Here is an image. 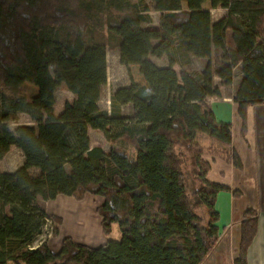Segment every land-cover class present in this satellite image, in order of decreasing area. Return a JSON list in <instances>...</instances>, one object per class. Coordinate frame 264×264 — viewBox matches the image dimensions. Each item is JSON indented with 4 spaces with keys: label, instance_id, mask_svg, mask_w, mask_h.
Wrapping results in <instances>:
<instances>
[{
    "label": "trees",
    "instance_id": "obj_1",
    "mask_svg": "<svg viewBox=\"0 0 264 264\" xmlns=\"http://www.w3.org/2000/svg\"><path fill=\"white\" fill-rule=\"evenodd\" d=\"M150 1L161 16L157 26L143 28L152 24L144 0H0V160L12 146L24 157L13 178L0 171V264H202L214 248L216 198L230 188L208 180L211 164L194 136L212 133L205 99L220 95L214 76L229 86L241 67L233 101L242 134L248 107L264 103V0H186V10L181 0ZM207 2L225 10L215 23L203 8ZM176 42L188 58L209 59L218 49L223 64L212 75L184 74L182 83L196 86L184 90L173 69ZM108 52L118 53L124 67L138 66L154 90L135 89L141 104L134 118L122 114L129 93L124 87L110 94L109 113L98 108ZM163 57L166 68L151 61ZM62 84L75 99L55 118ZM27 85L37 89L32 98ZM19 114L36 128L12 131L8 125ZM88 128L103 134L108 152L90 147ZM224 153L242 169L235 151ZM87 194L103 199L97 209L103 233L116 224L120 240L90 247L65 237L57 252L47 242L34 248L48 219L62 223L37 197L81 201ZM257 222L255 210L244 212L233 264H247Z\"/></svg>",
    "mask_w": 264,
    "mask_h": 264
},
{
    "label": "crops",
    "instance_id": "obj_2",
    "mask_svg": "<svg viewBox=\"0 0 264 264\" xmlns=\"http://www.w3.org/2000/svg\"><path fill=\"white\" fill-rule=\"evenodd\" d=\"M214 10H221L222 13H225V10L223 9ZM224 15L222 14L220 19ZM142 27L145 28L144 26ZM213 54H219V59L222 57V53H220L218 49L212 50L211 57H213ZM115 55L117 56L118 60V65L114 62L115 68H124L127 71H132L133 68L137 69V77L135 79L137 82L136 86H138V88L145 87L147 92L154 93V90L146 84L143 77L139 74L138 66L132 65L129 67H124L119 62V54L116 53ZM209 59H198L193 56H189L188 65L184 66L182 70L179 68L181 73H179L176 68L178 65H174L173 69L178 76V85L184 90L188 91L194 90L196 88V86L193 84H184L181 81V77L184 74L189 73V71L214 74L215 68L213 69V72H211V68L207 64ZM158 60L162 61V65L157 64ZM151 61L158 68L168 67V60L165 57L161 59L151 58ZM108 68L109 63L107 53V74ZM132 78H134V76H132ZM241 79L242 74L240 66L235 68L233 81L229 86H222L220 80L215 76L213 77V85L219 89L220 95L218 97L212 96L205 99V103L211 108L213 112L212 133L210 135L206 132H197L194 136V140H196L205 150V153L202 156L203 159L210 162L211 164L210 172L207 175L208 180L226 185L230 188L229 192L222 191L217 195L215 209L219 214V219L217 222L219 237L214 248L211 250L202 264L234 263V260L238 254L240 242V224L244 212L248 209H253L257 212L258 222L256 235L247 250L246 261L247 264H264V103L248 107L246 112V131L244 134H242L241 120L237 114V104L233 101L234 93L240 84ZM32 87L35 89V92H37V89L34 86ZM59 87H64L67 89L63 84ZM104 89L105 87L103 90ZM116 89H112V93L115 92ZM68 93L70 95V99H66L62 106H59L57 101H55L53 108V115L55 118H58L62 114L66 104H71L74 101L75 96L69 91ZM102 97L103 91L100 101L98 102V108L101 111H106L109 113L110 96L104 103V106H101ZM135 101L137 105L141 104V102L137 101L136 99ZM124 107H122L123 115L130 118L137 116V107L131 111L125 110ZM22 116L26 117L22 118V120L25 122L19 123L16 128L19 126L36 128L37 125L32 122L26 114H19L17 120L21 119ZM87 132L90 139L91 148L98 147L105 152H108L111 149V145L106 142L103 134L100 131L88 128ZM100 137L103 139V141H105V143L108 144L107 149H105V147L101 144L99 140ZM218 140L229 145H226L227 150L229 149L228 154H230V151H235L237 153L242 162L241 170H236L233 167L231 161L226 162L224 159L220 160V157H217L216 154H211L212 150L218 149L219 145L222 147L224 146ZM18 153H20V155ZM228 157L229 155H227L226 158ZM6 159H8L9 165L6 166L7 168L5 169L0 163V171L9 178H13L16 170L24 164L23 154L20 149L12 146L2 158V160ZM13 166L16 167L12 168ZM215 169L217 171V175H213V171ZM38 173L39 172L36 169L29 170V174L32 176H36ZM234 191H237V196L233 195ZM37 201L47 214L62 217L63 211L67 208H71L69 215L71 212L75 211V204L72 202V198L70 197L57 196L54 200L47 202L37 197ZM57 201H60L62 204L54 206L53 204H55ZM102 202L103 200L100 203L102 204ZM63 204H65L66 207L60 210ZM95 224L98 225L97 221H95ZM95 235L96 236L94 240L99 238V236L97 238V234Z\"/></svg>",
    "mask_w": 264,
    "mask_h": 264
},
{
    "label": "rangeland",
    "instance_id": "obj_3",
    "mask_svg": "<svg viewBox=\"0 0 264 264\" xmlns=\"http://www.w3.org/2000/svg\"><path fill=\"white\" fill-rule=\"evenodd\" d=\"M133 2H137L138 0H132ZM146 4L148 5L149 9V16L152 18V24L150 25H143L144 27H150V26H155L158 24L159 18L161 16V13L154 11L153 8V3L150 0H144ZM182 2V8L184 10L187 9L186 5V0H181ZM204 10H208L211 15V20L212 23H215L217 19H220V16L222 14L224 15L225 13H222L221 10H212L210 9L209 3H205L203 5ZM176 49L178 52V67L177 70L179 73L181 71L179 68L182 70L184 67L183 65L186 63V61H189L188 56L183 52L182 50V45L181 42L177 43L176 42ZM220 52V51H219ZM221 53V52H220ZM115 52H108V63H109V68H108V74H107V85L105 86V89L103 90V97L101 100V106H104V103L107 101L108 97L110 94H112V89H118L121 87H125L128 90V97L126 100V105L124 107L125 110L131 111L132 109L134 110L137 107V103L135 99L133 98V93L135 89L138 88L137 82L135 81L137 77V69H132V71H127L126 69L122 68H115L114 67V62L118 65V60L117 56L115 55ZM219 54H213V57L209 59L207 62L208 66L211 68V72H213V69L215 70L222 66L223 62L221 59H219ZM158 65H162V61H157ZM50 71L53 72L54 67L53 65H50ZM214 70V72H215ZM192 71H189L191 73ZM188 73V74H189ZM212 75L211 73H208ZM134 76V78H132ZM116 89V90H117ZM35 89L27 85L26 86V94L28 97H33L35 94ZM70 99V95L64 87H58L56 90V101L59 106H62L65 100ZM22 118H26L25 116H22L21 119L17 120L16 122H11L9 123V128L13 131L15 130L16 126L19 123L25 122L22 120ZM94 140V139H93ZM101 144L105 147V149L108 148V144L99 138ZM97 141V140H96ZM180 148H178L179 151ZM182 150V149H181ZM227 150V146H221L219 145L218 149H213L211 154H216L217 157H220L221 159H225L227 155L224 153V151ZM133 149H129V154L133 155ZM229 151V149H228ZM215 152V153H214ZM20 155V153H18ZM1 166L6 169L9 165L8 159L6 160H1ZM16 166H13L12 168H15ZM189 168V163L187 162L186 165H184V170L186 171ZM213 175H217L216 169L213 171ZM102 199V198H101ZM100 197H96L93 195H85L84 199L81 201H76L72 198V202L75 204V211L71 212L69 215V211L71 208H67L63 211L62 217V223L57 225L54 223L52 219H48L47 223L43 227L42 234L35 240L33 247H37L43 242H47L48 246L53 252L58 251L60 249L61 242L63 238L65 237H70L73 239V241L80 243V244H85L90 247H98L104 243H106L109 240L112 241H119L121 238L120 231L118 229V226L116 224L111 226V232L109 235H105L103 233L102 227H101V218L97 213L98 207L101 205V200ZM103 203V202H102ZM60 205V201H57L54 206ZM66 205L63 204L60 208L62 210L65 208ZM50 216H55L52 214H48ZM59 217V216H57ZM95 221H97L98 225L95 224ZM98 226V227H97ZM57 228L59 229V234L58 236L53 235L54 229ZM97 231V232H96ZM95 234H97L98 239L94 240ZM102 238V240H101Z\"/></svg>",
    "mask_w": 264,
    "mask_h": 264
},
{
    "label": "built area",
    "instance_id": "obj_4",
    "mask_svg": "<svg viewBox=\"0 0 264 264\" xmlns=\"http://www.w3.org/2000/svg\"><path fill=\"white\" fill-rule=\"evenodd\" d=\"M46 223H47V221H46Z\"/></svg>",
    "mask_w": 264,
    "mask_h": 264
}]
</instances>
